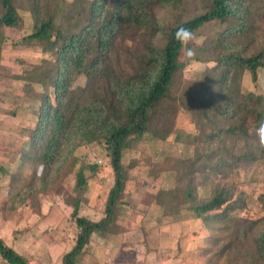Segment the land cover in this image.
<instances>
[{
  "label": "trees",
  "instance_id": "1",
  "mask_svg": "<svg viewBox=\"0 0 264 264\" xmlns=\"http://www.w3.org/2000/svg\"><path fill=\"white\" fill-rule=\"evenodd\" d=\"M263 6L264 0H0V42L3 28L21 26L23 9L32 15L34 29L22 42L41 45L50 56L43 61L47 71L30 75L43 90L35 92L37 121L10 184L22 181L26 166L33 169L29 190H35L39 177L42 192H48L75 151L92 144L106 147L114 172L100 220L80 215L78 197H64L78 233L61 264H79L94 234L106 239L116 233L129 180L126 151L145 135L167 140L181 109L198 117L192 140L199 150L180 170L181 200L212 233L210 264L230 246L214 253L220 239L214 232L223 233L230 224L236 242L251 243L250 264H264V215L256 220L234 216L241 204L232 201L230 185L219 183L210 197L198 200L196 182L197 174L227 180L242 166L264 163L256 136L264 122V95L245 91L242 83L249 73L257 84L264 70ZM174 12V19L162 17ZM213 23L220 29L202 44L182 45L176 39L181 27L195 35ZM188 48L195 51L191 58ZM188 62L207 66L180 90L178 77ZM76 178L79 192L87 185L83 169ZM27 192L16 196L24 200ZM170 199L176 204L180 197L174 191ZM260 200L264 211V196ZM0 257L7 264H30L1 237Z\"/></svg>",
  "mask_w": 264,
  "mask_h": 264
},
{
  "label": "rangeland",
  "instance_id": "2",
  "mask_svg": "<svg viewBox=\"0 0 264 264\" xmlns=\"http://www.w3.org/2000/svg\"><path fill=\"white\" fill-rule=\"evenodd\" d=\"M261 12L264 30V6ZM20 14L19 28L1 30L4 38L0 42V237L26 256L30 264H61L62 257L74 247L78 233L71 218L73 209L64 197H78L82 203L80 215L98 221L104 216L105 203L114 186V172L106 147L92 144L75 151L48 192H42L39 177L35 190H29L33 169L26 166L22 181L10 184L22 164L37 121L34 112L39 102L35 92L43 90L39 83L30 81V75L33 70L47 71L43 61L50 57L41 45L22 42L33 32L34 21L28 11L21 9ZM176 15L174 12L162 17L174 19ZM219 29L220 25L214 23L204 26L195 32L192 43L202 44ZM206 66L188 62L178 77L180 90L192 85ZM242 83L245 91L264 95V70H259L257 84L249 73ZM197 123L196 115L181 109L174 133L167 140L145 135L126 151L124 163L129 168V180L119 204L116 233L106 235V239L94 234L79 264H210L212 233L189 208L190 204L181 200L184 180L180 170L189 167L199 151L192 140ZM91 165L97 169L92 170ZM80 169L87 185L78 192L76 175ZM196 182L198 200L210 197L219 183L230 185L234 192L232 201L241 204L234 216L256 220L264 215L260 200L264 196V163L242 166L227 180L197 174ZM174 191L180 197L176 204L170 199ZM24 192V200L16 196ZM214 235L220 238L215 241L214 253L230 244L226 254L214 259V264H250L251 243L236 242L231 224L223 233L217 228ZM0 264L7 263L0 257Z\"/></svg>",
  "mask_w": 264,
  "mask_h": 264
},
{
  "label": "clouds",
  "instance_id": "3",
  "mask_svg": "<svg viewBox=\"0 0 264 264\" xmlns=\"http://www.w3.org/2000/svg\"><path fill=\"white\" fill-rule=\"evenodd\" d=\"M176 39L182 45H187L192 43L196 37L194 33L185 27H181L176 32ZM195 55V51L193 48L187 49V56L189 58ZM256 136L258 138V145L260 148L264 149V122L260 123L259 127L256 130Z\"/></svg>",
  "mask_w": 264,
  "mask_h": 264
},
{
  "label": "built area",
  "instance_id": "4",
  "mask_svg": "<svg viewBox=\"0 0 264 264\" xmlns=\"http://www.w3.org/2000/svg\"><path fill=\"white\" fill-rule=\"evenodd\" d=\"M99 162H101V161H99Z\"/></svg>",
  "mask_w": 264,
  "mask_h": 264
}]
</instances>
